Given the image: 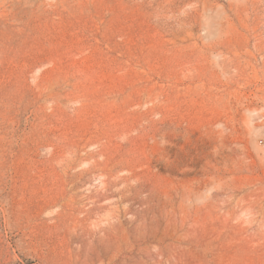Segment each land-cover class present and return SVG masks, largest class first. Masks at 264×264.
<instances>
[{
    "label": "rangeland",
    "instance_id": "rangeland-1",
    "mask_svg": "<svg viewBox=\"0 0 264 264\" xmlns=\"http://www.w3.org/2000/svg\"><path fill=\"white\" fill-rule=\"evenodd\" d=\"M0 264H264V0H0Z\"/></svg>",
    "mask_w": 264,
    "mask_h": 264
}]
</instances>
